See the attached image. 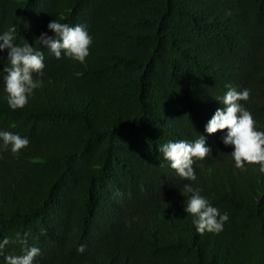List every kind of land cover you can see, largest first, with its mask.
<instances>
[{
  "label": "trees",
  "instance_id": "trees-1",
  "mask_svg": "<svg viewBox=\"0 0 264 264\" xmlns=\"http://www.w3.org/2000/svg\"><path fill=\"white\" fill-rule=\"evenodd\" d=\"M53 20L87 26L83 63L39 44ZM12 26L45 68L12 110L0 52V131L30 142L0 140V264L32 247L34 264H264V173L205 131L231 86L264 132V0H0ZM200 135L212 153L185 180L159 149ZM185 184L229 215L222 232L197 231Z\"/></svg>",
  "mask_w": 264,
  "mask_h": 264
},
{
  "label": "clouds",
  "instance_id": "clouds-1",
  "mask_svg": "<svg viewBox=\"0 0 264 264\" xmlns=\"http://www.w3.org/2000/svg\"><path fill=\"white\" fill-rule=\"evenodd\" d=\"M48 29L55 35L42 33L37 41L44 48L49 49L57 59H60L63 53L68 58L83 63L90 55L89 49L93 41L86 25L72 27L53 20L48 24ZM16 34L17 28L12 26L0 35V52L7 51L8 64L4 66L2 74L8 95L7 103L12 110L23 109L28 103L29 96L42 86L43 81L34 78V74L42 77L45 68L44 53L30 45L27 40L22 45H18L15 42ZM227 87L228 91L221 100L224 107L217 109L206 125L205 131L213 135L227 130L223 143L234 146L231 155L235 166L243 170L245 162L258 164L259 171L264 173V132L257 131L253 115L240 103L250 99L251 91L249 89L237 91L231 86ZM0 140L3 141V150L11 146L13 154H18L30 143L27 138L8 131H0ZM159 150L164 159L170 163L171 168L181 178L189 181L197 179L193 166L195 160L203 161L212 153L202 135L194 142L184 140L168 142ZM184 191L192 194L186 203L185 211L196 218L193 222L197 231L200 234L222 232L229 215L226 212L221 214L218 208L212 206L210 201L200 194L201 190L191 184H185ZM13 242L9 238L0 241V255H3L5 246ZM22 242L26 243V239ZM85 251L86 245L78 248L79 253ZM40 254V249L32 247L22 256L7 255L6 264H34V259Z\"/></svg>",
  "mask_w": 264,
  "mask_h": 264
}]
</instances>
